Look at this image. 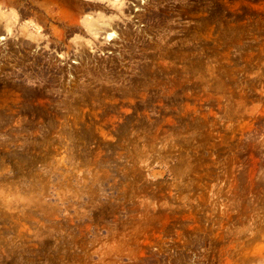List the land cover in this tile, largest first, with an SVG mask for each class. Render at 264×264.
<instances>
[{"label": "rangeland", "instance_id": "obj_1", "mask_svg": "<svg viewBox=\"0 0 264 264\" xmlns=\"http://www.w3.org/2000/svg\"><path fill=\"white\" fill-rule=\"evenodd\" d=\"M0 264H264V0H0Z\"/></svg>", "mask_w": 264, "mask_h": 264}, {"label": "bare ground", "instance_id": "obj_2", "mask_svg": "<svg viewBox=\"0 0 264 264\" xmlns=\"http://www.w3.org/2000/svg\"><path fill=\"white\" fill-rule=\"evenodd\" d=\"M62 3H63V1H62ZM59 4V3H58ZM61 4V3H60ZM63 5V4H62ZM64 10H61V12H63ZM65 12V11H64ZM64 14V13H63ZM98 24V23H97ZM90 25H93V24H90ZM98 32V31H97Z\"/></svg>", "mask_w": 264, "mask_h": 264}]
</instances>
